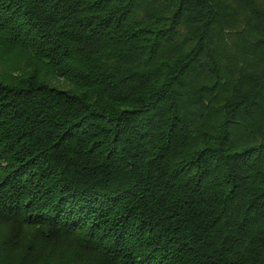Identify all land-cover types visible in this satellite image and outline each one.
<instances>
[{
    "label": "trees",
    "instance_id": "trees-1",
    "mask_svg": "<svg viewBox=\"0 0 264 264\" xmlns=\"http://www.w3.org/2000/svg\"><path fill=\"white\" fill-rule=\"evenodd\" d=\"M0 52V264H264V0H0Z\"/></svg>",
    "mask_w": 264,
    "mask_h": 264
},
{
    "label": "rangeland",
    "instance_id": "rangeland-1",
    "mask_svg": "<svg viewBox=\"0 0 264 264\" xmlns=\"http://www.w3.org/2000/svg\"><path fill=\"white\" fill-rule=\"evenodd\" d=\"M1 56H2V54L0 52V62H2V65H0V72L1 73H4L5 76H7V75H10L11 77L17 76L18 73H16V71L9 70L8 69L9 67H6V66H10V65H6V64L11 63L10 60H9V58L6 57V58H4V59L1 60Z\"/></svg>",
    "mask_w": 264,
    "mask_h": 264
}]
</instances>
